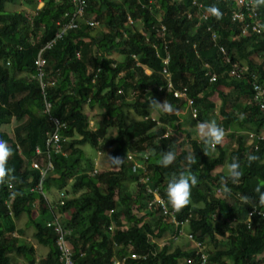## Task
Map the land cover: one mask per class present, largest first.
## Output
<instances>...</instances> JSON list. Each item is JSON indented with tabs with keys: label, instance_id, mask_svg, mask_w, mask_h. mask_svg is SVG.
<instances>
[{
	"label": "trees",
	"instance_id": "obj_1",
	"mask_svg": "<svg viewBox=\"0 0 264 264\" xmlns=\"http://www.w3.org/2000/svg\"><path fill=\"white\" fill-rule=\"evenodd\" d=\"M15 1L0 0V56L12 62L9 78L0 66V139L13 151L8 167L15 170L16 177L13 189L0 185V264H12L11 253L27 264H61L55 244L57 234L45 223L65 211L68 215L76 211L69 219L59 217L61 226L69 230L65 239L74 264H111L112 260L121 264H197L198 255L190 241L185 240L190 248L172 246L181 235L176 240L171 235L180 227L159 214L157 208L147 206L150 196L129 169L131 162L124 156L128 151L145 156L142 161L148 186L157 189L176 220H187L183 230L202 243L208 264H264V215L253 214L247 219L252 207L264 212L255 192L257 186L264 191V120L252 100L251 88V81H264V34L240 35L241 24L230 16L235 1L198 0V9L192 0H85L86 12L92 13L105 31L94 37L96 26L80 23L44 49L42 87L33 59L52 37L55 20L71 6L68 0H42L43 5L34 10L37 0H22L32 7L28 16L25 10L5 8ZM211 4L220 8L221 19L204 13ZM256 10L264 23V7ZM202 12L205 19L199 17ZM139 21L144 25L138 30L134 24ZM123 47L127 50L121 60L108 56ZM29 49L31 57L25 63ZM166 55L172 88L185 87L186 97L197 109L195 118L188 112L187 117L201 122L214 112L217 124L225 131L237 129L228 135L231 146L218 145L205 156L203 143L191 138L186 128L177 127L184 136L180 140L166 131V126H174L176 112L187 111L184 99L165 91L166 78L160 70ZM232 68L242 69L239 77L228 75ZM210 74H215L212 81L208 79ZM220 86L228 90L224 92ZM150 90L164 95L176 110L161 114L157 120L148 116L143 93ZM129 93L132 97L126 99ZM213 94L217 97L214 101L209 98ZM44 100L50 103L49 115L63 122L59 134L65 140L60 142L61 153H49L51 169L39 180L38 170L30 167L31 161L40 157L34 147L44 153L45 138L53 128L43 112ZM86 108L101 111L94 128L88 126ZM130 111L140 118L130 119ZM9 121L14 122L11 136L1 130ZM111 128L114 135L108 133ZM174 142L180 146L176 161L167 168L160 166L159 154L170 150ZM82 144L102 152L109 149L110 156L125 161L119 168L108 164L109 169L90 174L92 162L82 153ZM71 152L74 156L67 157ZM190 153L197 158L191 171L199 183L192 189L191 203L176 211L167 201L166 185L172 173L186 167L185 158ZM250 154L258 159L250 162ZM233 157L240 160L242 176L238 183L228 181V194L220 190L226 171L213 170L227 165ZM71 167H77L79 173L69 179ZM126 176L136 181L135 192H119ZM38 183L41 192L35 189ZM66 185L72 196L63 189ZM13 190L22 195L11 199ZM56 190L64 194L61 205L48 203L44 196V192L55 195L59 192ZM243 195L251 198L250 203L241 201ZM35 201L38 219L31 217ZM21 213L33 229L34 240L47 247L42 257L35 259L33 248L17 236L21 230L14 227L12 218ZM156 214L153 221H145ZM129 253L140 257L130 258ZM187 258L191 263L185 262Z\"/></svg>",
	"mask_w": 264,
	"mask_h": 264
},
{
	"label": "built area",
	"instance_id": "obj_2",
	"mask_svg": "<svg viewBox=\"0 0 264 264\" xmlns=\"http://www.w3.org/2000/svg\"><path fill=\"white\" fill-rule=\"evenodd\" d=\"M56 1V0H55ZM70 3V10H65L62 12L61 15L55 20V31L52 35V37L45 42L38 50L37 53L33 59V65L35 67L36 71V77L39 80V84L42 87V80L41 78L43 77V70L42 67L44 65V58L42 56V52L44 49L49 48L55 42L60 39L61 37L65 36L66 33L78 27V24L83 23L87 24L89 26H97L98 22L96 21L94 15L92 13H87L86 12V2L85 0H68ZM236 4V8L231 12V20L234 22H239L241 24L240 27V35L242 36H248L250 34H264V27H261V25H264V23L261 21L260 17L258 16V12L256 9L250 7L247 3V0H245V4L241 5L240 0H234ZM192 4H195L198 9L200 8L201 4L198 0H192ZM38 6L36 7V5ZM36 5L34 7V10L39 9L43 5L42 0H37ZM201 14V15H200ZM264 14V12H263ZM199 17L201 19H205L206 15L202 12L199 13ZM163 27L161 26V30ZM211 38H214V34L211 32ZM219 50L224 53L223 49L219 47ZM76 56H78V53L76 52ZM225 61H228V58L225 57ZM168 61V56L166 55L165 57L162 58L161 60V74L166 78V85H165V91L166 92H171L172 96L175 98H182L186 101L187 105V111L191 118L196 117V112L197 109L196 107L193 106L192 100L186 97L185 93V87L178 88V89H173L171 86V82L169 79V72L166 68V64ZM204 67H207L206 64ZM242 69L239 68H232L228 70V75L230 76H235L239 77L241 74ZM207 73V71L205 72ZM215 74H210L209 75V81L214 80ZM52 84V82H50ZM251 88L253 90V96L252 100L254 101L255 104H257L259 111L261 113V117L264 120V81L261 83H255L251 81ZM49 107L50 103L47 100H44V109L43 112L47 113L49 116L51 122L53 123V128L52 130L47 133V136L44 141V147L45 151L42 153L39 149L38 146L34 147V153L35 155H40L41 156V162L39 163L36 162L35 160H32L30 163V167L37 169L40 177L39 180L42 179L43 175L46 173V171L51 169V163L49 161V153L54 152V153H61V145L60 142L64 141L65 138L60 136L59 134V129L62 127L64 124L63 122L59 121L56 117H53L49 115ZM251 136V134H249ZM261 136L260 138H262ZM125 158L131 162L130 164V171L132 173L137 174V182L140 184L144 185L145 187V192L150 196L149 201H147V206L148 207H155L158 210V213L161 215H165L168 217V221H170L174 226H179L180 228L171 235V238L173 240H176L178 236H184L188 241H190L193 246L195 247V255L197 256V264H208L206 260V254L202 251V243L198 240L193 239L192 235L189 232H185L183 230V226L185 225L184 223L187 221L186 219L183 221H178L174 217L173 210H168L165 206L164 200L158 195L157 189L151 186H148V181L149 177L147 175L146 171V164L142 161V159L145 158V156L142 155V153L139 152H131L128 151L125 153ZM96 171L93 170V173ZM39 192H41L40 185L39 183L35 187ZM216 193H219V190H216ZM63 196L64 194L60 193L58 195L57 200L55 201V205H61L63 203ZM46 198V197H45ZM47 200V199H46ZM49 203V202H48ZM253 214H260L261 216L264 215V212L255 209V207H252L251 210H248L247 212V219ZM60 216H62L60 214ZM60 216H54L52 219L48 220L45 225L46 226H52L55 233L57 234V237L55 239V244L56 248L59 252L58 259L61 264H74L73 259H72V250L70 244L66 241L65 237L66 235L69 234V230L66 228H63L60 224L59 217ZM110 228V227H109ZM130 258H139L140 255L137 253H129L128 255ZM186 263H191V259L187 258L185 259ZM122 261L120 260H112L111 264H121Z\"/></svg>",
	"mask_w": 264,
	"mask_h": 264
},
{
	"label": "rangeland",
	"instance_id": "obj_3",
	"mask_svg": "<svg viewBox=\"0 0 264 264\" xmlns=\"http://www.w3.org/2000/svg\"><path fill=\"white\" fill-rule=\"evenodd\" d=\"M38 6V4L36 5V7ZM5 8L7 10H25V13L26 15L30 16V11L32 9V7L26 3H24L22 0H16L14 3L12 4H7L5 6ZM144 25V23H142L141 21L139 22H136L134 24V28L135 29H141V27ZM105 29L104 27L100 26L99 23L96 27H94L93 29V36L96 37L98 36L99 34H101L102 32H104ZM126 48H121V49H118V50H115V51H111L108 56H111L112 58L116 59V60H121L124 56V54H126ZM25 57V60L24 62L25 63H28L29 62V59L31 57V51L29 49V51H27V55L24 56ZM0 66L5 70L6 72V78H9L10 74H11V71H12V62L10 60V58L8 57H3V56H0ZM145 73L146 74H149L150 71L148 69L145 70ZM72 79H74V77H72ZM9 86L8 85V89H9ZM220 90L226 92L228 89L225 88V87H222L220 86L219 87ZM131 94H133L131 92ZM130 93L128 94V96L126 97V99H130L132 97ZM146 94H150L153 98H155L157 101H160V102H163L165 99H164V95H157V94H154L151 90L150 91H146L143 93V97L144 99H146L145 95ZM211 100H216L217 97H216V94H213L212 96L209 97ZM146 112L148 114V116L154 118L157 120V118L162 114V113H159V112H152V111H149V108H148V105L146 106ZM85 113L87 115V121H88V126L90 128H94L98 122L100 121L101 119V111L97 108H94L93 110H87V108L85 109ZM176 115H177V120L174 121V126H166V131L167 132H170L172 133L175 137H176V140H180L181 138H183L184 136L178 131L177 127L180 128V127H184L186 128L188 131H189V135L191 138H199L198 135H197V132H196V124L200 121H198L197 119H190V117L188 118L187 117V111L182 109V110H179L178 112H176ZM128 117L131 119V118H140L139 116H135V114L133 112H129L128 114ZM187 119L186 120V123H183L184 122V119ZM218 117H216L215 113L214 112H211L208 114L207 116V120H215L216 123L218 122ZM205 120V121H207ZM14 125V122L13 121H9V123L7 124H3L1 126V130L2 131H5L6 133L9 134V136L12 135V127ZM177 129V130H176ZM234 129L237 130L236 128L234 127H230V129L226 130V137H225V140L224 142L220 145V147H224V148H228L229 146L232 145L231 143V140L229 139V134H231V132H234ZM109 134L111 135H114L115 134V129L111 128L108 132ZM180 146L178 145L177 142H174L172 144V147L170 150H173L175 151V153H177L179 151V148ZM80 148L82 150V153L89 157L91 162H92V169L91 171L89 172L90 174L93 173V170H95L96 172L98 171H102V170H106V169H109V162L106 158V156L104 155V153L108 156H110V153H109V149L107 151H97L96 149H94L92 146H90L89 144H82L80 145ZM68 153H66L67 155ZM74 156V153L71 152L67 157H72ZM36 162H39V163H43V161L41 162V156L38 158V159H35ZM216 171H226V165H220V166H217L213 172H216ZM69 175H68V178H72L73 176H75L76 174L79 173V170L77 169V167H71L70 170L68 171ZM135 183L136 181L133 180V178L131 176H126V178L122 181L121 183V187L119 189V192H123V191H129V192H132V191H136V186H135ZM63 189H65L67 192L66 194H68V196H72L74 193L69 189V185H66L65 187H63ZM56 191H59V190H56ZM60 193L63 194V192L59 191V192H55V195L51 194L50 192H44V196L46 197L47 201L49 203H52V205H54L55 201L57 200V195H59ZM57 194V195H56ZM65 194V195H66ZM76 195L79 194L78 192L75 193ZM68 211H65V212H62V217H66L67 219H69L71 216H75L76 214V211H69L70 213H72L73 215H68L67 213ZM38 210H37V202L35 201L34 202V205H33V210L31 211V217L32 218H35V219H38ZM108 214L110 216L113 215V211L112 210H109ZM57 216H59V214L57 213ZM157 216L156 215H153L152 217H149V218H145V221H148V222H151L153 221ZM12 222L14 224V227L16 229H20L21 230V234L20 235H17L18 237H20L22 240H20L21 242H26L28 243V245H30L32 248H33V253H34V258L37 259L39 257H42L45 253H46V250H47V247H44V246H41L39 245L33 238L32 236V233H33V229L30 225H28L27 223V217L25 214L21 213L17 218H12ZM112 225H110L111 227ZM185 230V228H184ZM16 234V232H15ZM186 238L185 237H182L180 236L176 241H172V246H176V245H179V244H182V246H184L185 248H190V245L185 241ZM223 240L220 239V242L221 244L223 243L222 242ZM161 243V242H160ZM191 243V242H190ZM188 244V245H187ZM180 246V245H179ZM191 246H193V244L191 243ZM11 256V261H12V264H27L26 260L24 258H22L21 256H17L15 253H11L10 254ZM261 256V255H259ZM258 256V257H259Z\"/></svg>",
	"mask_w": 264,
	"mask_h": 264
},
{
	"label": "clouds",
	"instance_id": "obj_4",
	"mask_svg": "<svg viewBox=\"0 0 264 264\" xmlns=\"http://www.w3.org/2000/svg\"><path fill=\"white\" fill-rule=\"evenodd\" d=\"M250 7L254 9H260L264 7V0H247ZM240 4L244 5L245 0H240ZM204 13L207 16L213 17L217 20L223 17V13L220 8L211 4L204 9ZM264 27V25H261ZM146 102L148 104L149 111L159 112L162 114H171L176 109L166 100L163 102L157 101L150 94H146ZM197 135L200 141L204 145V155L207 156L210 152L216 150L218 145H221L226 137L225 129L219 126L215 120H207L198 122L195 126ZM13 155L12 149L9 147L7 141L0 139V185L7 184L8 188H14V182L16 177L14 175V169L8 167V161ZM106 156L110 166L112 168H119L123 165L125 158ZM177 159L176 153L173 150L163 151L159 154L158 163L162 167H169ZM247 159L252 162L258 159L255 155H248ZM186 167L179 172L172 173L168 179L166 185V195L168 203L176 210L180 211L187 207L191 203L192 189L199 183L198 177L191 171V165L197 163L196 155L190 153L186 158ZM242 176L241 164L238 157H233L231 162L226 165V176L221 180L220 190L224 193H231V189L227 186L230 180L233 184L238 183ZM255 192L258 197L260 205H264V191L260 186H257ZM22 193L18 191H11L10 198L15 199L21 196ZM244 204L250 203L251 198L243 195L240 197Z\"/></svg>",
	"mask_w": 264,
	"mask_h": 264
},
{
	"label": "crops",
	"instance_id": "obj_5",
	"mask_svg": "<svg viewBox=\"0 0 264 264\" xmlns=\"http://www.w3.org/2000/svg\"><path fill=\"white\" fill-rule=\"evenodd\" d=\"M89 111V109H87ZM91 111V110H90ZM188 112V111H187Z\"/></svg>",
	"mask_w": 264,
	"mask_h": 264
}]
</instances>
